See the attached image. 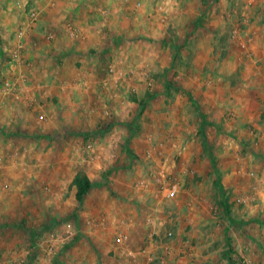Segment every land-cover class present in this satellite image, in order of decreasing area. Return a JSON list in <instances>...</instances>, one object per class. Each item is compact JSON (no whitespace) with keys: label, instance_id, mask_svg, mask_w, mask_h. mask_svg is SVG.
<instances>
[{"label":"rangeland","instance_id":"obj_1","mask_svg":"<svg viewBox=\"0 0 264 264\" xmlns=\"http://www.w3.org/2000/svg\"><path fill=\"white\" fill-rule=\"evenodd\" d=\"M16 1L0 264H264V0Z\"/></svg>","mask_w":264,"mask_h":264},{"label":"trees","instance_id":"obj_2","mask_svg":"<svg viewBox=\"0 0 264 264\" xmlns=\"http://www.w3.org/2000/svg\"><path fill=\"white\" fill-rule=\"evenodd\" d=\"M73 184L76 188L75 200L78 203H81L84 196L91 189V182L85 175L77 174L73 179Z\"/></svg>","mask_w":264,"mask_h":264},{"label":"crops","instance_id":"obj_3","mask_svg":"<svg viewBox=\"0 0 264 264\" xmlns=\"http://www.w3.org/2000/svg\"><path fill=\"white\" fill-rule=\"evenodd\" d=\"M103 6L105 7V8H107V6H105V5H100V3L99 2H96V4L93 6L92 5V7H91V4L89 5V7H91L95 12H96V14L97 15H99V16H109L108 15V13H107V10H106V12H105V10H104V8H103ZM109 8V7H108ZM67 22H70L69 20L68 21H66L65 23H67ZM262 26H264V21H262V24H261ZM72 29V28H71ZM73 30V29H72ZM80 30V29H79ZM69 31H71L70 29H69ZM75 30H73V32H74ZM79 33V34H78ZM77 33V38H79L80 40H84V38H85V36H84V34L82 33V31L80 30L79 32ZM71 34H72V32H71ZM261 34V33H260ZM96 36H98V35H96ZM260 36V40H262V41H264V32H262V36L261 35H259ZM99 37V36H98ZM259 38V37H258ZM257 81H258V77H257ZM261 80H260V78H259V82H260ZM254 86V85H253ZM71 164H72V162H70ZM86 171V170H85ZM86 175H87V177H88V179L90 180V182H91V189H93V186H92V184H93V182H92V180H91V177H90V173H88L87 171H86ZM90 189V190H91ZM75 192H76V189L73 187V190H72V193H73V195H75Z\"/></svg>","mask_w":264,"mask_h":264},{"label":"built area","instance_id":"obj_4","mask_svg":"<svg viewBox=\"0 0 264 264\" xmlns=\"http://www.w3.org/2000/svg\"><path fill=\"white\" fill-rule=\"evenodd\" d=\"M15 4H16L18 7H20V6H21V2H20V0H17V1L15 2ZM12 56L15 58V57H17L18 55H17L16 52H14ZM11 85H14V84H13V83H7V82L5 83V87H9V86H11ZM175 193H176V186H175V185L171 186L170 188H168V189L166 190L167 197H173V196L175 195Z\"/></svg>","mask_w":264,"mask_h":264}]
</instances>
